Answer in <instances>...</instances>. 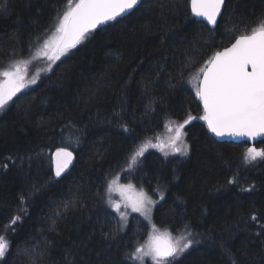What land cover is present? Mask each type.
<instances>
[{
    "label": "trees",
    "instance_id": "trees-1",
    "mask_svg": "<svg viewBox=\"0 0 264 264\" xmlns=\"http://www.w3.org/2000/svg\"><path fill=\"white\" fill-rule=\"evenodd\" d=\"M75 3L0 0V68L40 44L57 13ZM262 14L264 0H225L209 28L193 17L190 0H141L18 93L0 111V235L11 245L0 264H122L153 223L174 237L185 224L197 234L176 264H264V160L245 163L249 143L217 141L194 119L185 126L186 156L165 159L148 148L138 171L121 173L134 146L169 133L166 121L203 115L198 70ZM190 58L195 66L181 76ZM57 147L75 154L60 179L51 164ZM254 147L264 150V139ZM117 174L154 198L159 183L164 198L151 223L133 214L117 239L105 241L102 231L115 230L119 217L97 193ZM14 216L21 219L6 227Z\"/></svg>",
    "mask_w": 264,
    "mask_h": 264
},
{
    "label": "snow or ice",
    "instance_id": "snow-or-ice-1",
    "mask_svg": "<svg viewBox=\"0 0 264 264\" xmlns=\"http://www.w3.org/2000/svg\"><path fill=\"white\" fill-rule=\"evenodd\" d=\"M190 2L191 11L195 16L202 17L207 24L215 26L225 0H190ZM139 3L140 0H76L74 7H69L67 11H63L62 15L58 12L54 18L55 23L50 29L45 30L46 35L54 28L52 35L44 41L42 49H37L30 60L10 61L11 66L0 71V110L6 108L23 89L38 83L39 75L31 79L26 78L31 60L46 57L49 61L47 71H52V66L85 40L91 30L105 22L116 21L118 17L127 14ZM255 25L249 32L248 25L245 23L242 31L246 34L236 36L231 47L217 51L198 70L195 95L202 103L203 115L199 117L188 115L183 122L170 119L166 121L167 131L174 134L166 138H161L157 134L156 143L148 139L139 146H134L126 158V164L121 169V173L131 175L138 171L148 148L158 149L165 159L176 154L186 156L189 146L184 139L187 134L185 126L194 119L206 122L208 130L218 137L255 139L264 136V14L256 18ZM36 39L39 41L41 37L38 36ZM31 51L30 43L29 52ZM12 55L16 56L20 53L13 50ZM195 63V58H190V62L182 69L181 76L184 71L193 68ZM201 75L202 79H199ZM172 124H175L174 128ZM121 126L124 131H130L126 125ZM244 158L246 164L256 162L258 159L264 160V150L249 147L246 149ZM72 160L73 152L69 151L68 147H57L55 152L51 153V164L55 176L60 177L68 169ZM119 176L120 174H117L116 177L108 179L103 192L97 193L119 217L115 230L102 231L105 241L115 240L119 233L125 231L129 222V213L126 211L128 208L133 213H140L151 223L153 206L159 203L153 200L143 187L137 191L131 182L120 184ZM249 190L251 186L245 191ZM153 192L159 193L161 200L164 198L159 183ZM114 193L119 195V201L113 199ZM21 202H24V197H21ZM20 219V216H14L6 227L14 226ZM252 219H256L255 215ZM181 231L182 234L174 238L170 231H160L153 223L152 232L147 240L131 251H126L122 264H144L145 257H150L154 264H176L180 256L199 242L196 239L197 234L191 231L188 224H185ZM10 247L6 237L0 235V259L6 257ZM232 264H236V261L233 260Z\"/></svg>",
    "mask_w": 264,
    "mask_h": 264
},
{
    "label": "rangeland",
    "instance_id": "rangeland-1",
    "mask_svg": "<svg viewBox=\"0 0 264 264\" xmlns=\"http://www.w3.org/2000/svg\"><path fill=\"white\" fill-rule=\"evenodd\" d=\"M54 31V30H53ZM52 31V32H53ZM52 32L50 33V35L49 36H47L40 44H38V45H36L33 49H32V51H31V53L29 52L28 54H26L25 56H23V57H19V58H15V59H12V60H9V61H7L5 64V66H3V67H1L0 68V71H3V70H5L6 68H8V67H10L11 65H10V61H18V60H30L31 59V57L32 56H34L35 55V53H36V51H37V49H42V47H43V44H44V41L46 40V39H48L51 35H52ZM67 54V53H66ZM65 54V55H66ZM64 55V56H65ZM64 56H62V57H64ZM61 57V58H62ZM60 58V59H61ZM59 61V60H58ZM57 61V62H58ZM56 62V63H57ZM48 64H49V61L47 60V58L46 57H39V58H37V59H35V60H31V62H30V64H29V70H28V74H27V79H31L33 76H36V75H39V76H41V75H43V74H45V73H47L48 71H47V69H48ZM55 65V64H54ZM53 65V66H54ZM52 66V67H53ZM31 86V85H30ZM23 90H25V89H23ZM1 111V110H0ZM170 134H174V133H167L166 135H164V136H162L161 138H166L168 135H170ZM177 155H179V154H176L175 156H177ZM120 184H127V183H129V181H122V180H120L119 179V181H118ZM134 186H135V189L137 190V191H139L140 189H141V187H139V186H136L133 182H131ZM143 190L146 192V190L143 188ZM148 193V192H147ZM153 200H157V201H161V199H160V195H159V193H158V195H156V197L154 198L151 194H148ZM113 199L114 200H116V201H119L120 200V197H119V195L118 194H116V193H114L113 194ZM122 210H124L123 208H122ZM128 213H129V219H130V217L133 215V214H137V215H139L140 217H142L141 215H140V213H133V212H131V209L130 208H128L127 210H126ZM142 218H144V217H142ZM157 228V227H156ZM158 229V228H157ZM160 230V229H159ZM160 231H164V230H160ZM152 232V224L149 226V229L147 230V232H146V234H145V236H144V238H143V242L141 243V244H143L146 240H147V238H148V236H149V234ZM173 236V235H172ZM174 237V236H173ZM175 238V237H174Z\"/></svg>",
    "mask_w": 264,
    "mask_h": 264
},
{
    "label": "water",
    "instance_id": "water-1",
    "mask_svg": "<svg viewBox=\"0 0 264 264\" xmlns=\"http://www.w3.org/2000/svg\"><path fill=\"white\" fill-rule=\"evenodd\" d=\"M140 2H141V0H140ZM139 4H140V3H139ZM224 4H225V3H224ZM224 4L222 5V11H223V8H224ZM130 11H131V10H130ZM130 11H129V12H130ZM190 11H191V2H190ZM222 11H221V13H222ZM191 14L193 15V17H194L195 19H197V20H201V21H203L204 23L207 24V21L204 20V18L195 16V15L192 13V11H191ZM124 15H126V14H124ZM124 15H123V16H124ZM123 16H122V17H123ZM220 16H221V14L218 15V17H217V22H218ZM118 18H119V17H118ZM105 23H106V22H105ZM101 25H103V24H101ZM101 25H98L97 28L100 27ZM207 26H208L209 28H215V27H216V25L213 26V25H209V24H207ZM97 28H95V29H97ZM95 29H93V30H95ZM93 30H91V31H93ZM234 42H235V39L233 40L232 43H234ZM232 43H230L229 45H227V46H225V47H223V48H221L220 50H217V51H223L224 48H226V47H231V44H232ZM217 51H216V52H217ZM216 52H215V53H216ZM215 53H214V54H215ZM214 54H213V55H214ZM200 79H202V75L200 76ZM201 106H202V103H201ZM202 109H203V106H202ZM205 124H206V122H205ZM206 126H207V125H206ZM207 129H208V128H207ZM208 131H209V130H208ZM209 133H210V135H211L214 139H216L217 141H232V142H242V141H245V142L249 143V144L251 145V147H254V144H255L256 142H258V141L264 139V136H259V137H256L255 139H251V138H247V137H230V136L218 137V136H216L214 133H211L210 131H209ZM69 151H70V150H69ZM54 152H55V150H53L51 153H54ZM74 163H75V155L73 154V160H72V163L69 165L68 169H66L65 172H63V173L61 174L60 177H56V176H55V174H54V169H53V166H52V173H53L54 178H55V179H60L64 174H66V173L72 168V166L74 165Z\"/></svg>",
    "mask_w": 264,
    "mask_h": 264
},
{
    "label": "bare ground",
    "instance_id": "bare-ground-1",
    "mask_svg": "<svg viewBox=\"0 0 264 264\" xmlns=\"http://www.w3.org/2000/svg\"><path fill=\"white\" fill-rule=\"evenodd\" d=\"M223 47V46H222ZM70 150V149H69ZM71 151V150H70ZM73 152V151H72ZM73 154H74V152H73ZM75 155V154H74ZM73 167V166H72Z\"/></svg>",
    "mask_w": 264,
    "mask_h": 264
}]
</instances>
